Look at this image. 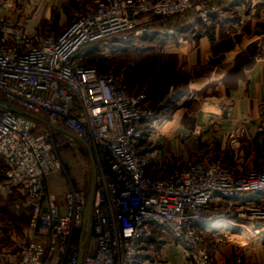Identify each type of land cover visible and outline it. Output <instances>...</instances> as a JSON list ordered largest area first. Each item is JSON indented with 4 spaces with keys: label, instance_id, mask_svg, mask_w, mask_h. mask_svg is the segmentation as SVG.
<instances>
[{
    "label": "built area",
    "instance_id": "2783aa9c",
    "mask_svg": "<svg viewBox=\"0 0 264 264\" xmlns=\"http://www.w3.org/2000/svg\"><path fill=\"white\" fill-rule=\"evenodd\" d=\"M223 1L99 0L79 5L59 30L31 32L8 15L10 0H0V93L10 106L46 122L0 108L3 174L23 192L28 228L38 237L19 243L14 264H47L54 255L58 264H76L78 258L73 236L83 224L85 180L72 175V189L58 208L47 188L49 175L60 169L48 140L49 123L70 130L96 157L94 201L80 264H137L138 257L144 260L140 264L154 263L159 257L146 239L151 227L177 239L193 264H216L205 228L228 220L264 224V158L241 174L214 158L150 176L139 140L165 112L156 113L144 94L130 92L113 71L88 61L110 38L149 32L140 24L144 14L205 22ZM180 107L179 123L191 136L201 135L195 114ZM256 127L264 147L263 103L257 107ZM224 264L254 263L236 256Z\"/></svg>",
    "mask_w": 264,
    "mask_h": 264
},
{
    "label": "crops",
    "instance_id": "0c3cea01",
    "mask_svg": "<svg viewBox=\"0 0 264 264\" xmlns=\"http://www.w3.org/2000/svg\"><path fill=\"white\" fill-rule=\"evenodd\" d=\"M10 1L8 15L11 18L19 15L22 24L29 31L41 32L59 30L66 25L69 21L64 24L62 20L55 21L53 15H59L66 3L73 0H18L21 9L13 8L14 0ZM227 2L231 4L220 14H211L212 19H221L220 22L224 23V27L233 34V38L230 39L231 46L222 53L221 59L212 57L211 42L216 38L210 40L209 34L204 32L195 41L190 42H183L176 37L165 38L166 44L176 40L178 45L177 47L175 45L173 51L175 60H172L171 73L168 81L165 82L169 86L164 95L157 97V103L162 100L161 104L165 108H171L166 110L170 116L166 120L167 116L157 117L153 122V129L144 133L139 140L143 147L144 158L149 155L156 157L157 154L158 158L162 156L168 160L169 164H165L164 171L172 169L175 161L180 160L179 157L186 159L191 156L194 161L201 162L220 158L237 174L254 169L263 161V136L258 133L256 125L257 107L259 104H264V38L255 37L246 42L241 38L246 37L245 34L249 31L247 24L264 21V0H227ZM41 17L44 19L41 20ZM167 98L170 99L167 101ZM2 103L9 108L19 109L6 103L0 93V105ZM182 105L188 106L195 114L194 123L199 124L203 129L200 136H191L186 128L184 129L186 132L178 128L181 125L179 115ZM159 118L163 119L158 121ZM159 124L163 129L176 132L169 131L165 137L161 135L158 147L146 152L149 139ZM148 159L151 158H147L150 165ZM3 165L4 161L0 156V238L13 234L28 241H36L38 237L29 228L21 230L23 192L6 183ZM52 186L54 189L55 184L53 183ZM57 190L60 191L59 188ZM49 193L52 194L51 191ZM255 197V194L249 195L250 199ZM56 198L58 208L62 209L64 198ZM7 220L11 223L8 227ZM204 231L206 244L214 263L224 264L232 261L236 256L255 264L264 262L263 223L248 225L236 220H228L209 226ZM221 235L229 238L230 242L227 241L228 239L222 241L217 238ZM146 239L149 248L156 251L159 258L154 263L148 261L144 264H193L189 255L187 256L188 250L170 234L151 227ZM85 241L86 236L81 245L80 233L77 251L81 256ZM3 247L4 245L0 249ZM2 252L3 250H0V263L4 264L7 255L1 254ZM58 260L59 256H51L47 264H56ZM142 261L143 258L138 257L137 264Z\"/></svg>",
    "mask_w": 264,
    "mask_h": 264
},
{
    "label": "rangeland",
    "instance_id": "374dc122",
    "mask_svg": "<svg viewBox=\"0 0 264 264\" xmlns=\"http://www.w3.org/2000/svg\"><path fill=\"white\" fill-rule=\"evenodd\" d=\"M97 1L99 0H73L68 2L60 14L57 12L59 15H53V19L55 21L62 20L63 24L67 23L70 20V14H72L79 5L82 3L94 4ZM229 4H231V2L229 3L227 0H224L219 3L218 10L213 11L212 14H220ZM13 5V8L21 9L18 0H14ZM16 19L20 20V16L18 15ZM43 19L44 17H41V20ZM220 21L221 19H212L211 15L205 22H203L197 18H160L150 14H144L140 18V24L144 25L149 32L138 37H127L126 39H124L123 36L110 38L94 50L88 61L90 64H99L103 70L113 71L116 78L125 83L130 92L144 94L145 100H147L149 105L155 109L156 113L160 110H162L161 112H165L164 118L167 116L165 118L166 120L170 116V113L166 110H170L171 108H165L161 104L162 100L157 103V97L164 95L169 86L166 85L165 82L168 81V76L171 73L172 60H175V53L173 52L174 48L178 45L176 40L175 42H168L166 44L165 38L173 39L176 37L183 40V42H190L195 41L202 32L209 34L208 39L213 40V37L216 38L214 42H211L212 57L219 60L223 57L222 53L231 46L232 41H230V39L233 38L232 32L229 33V29L224 27V23ZM247 27H249V31L245 34L247 38L242 37V41L246 42L248 39L252 40L255 37H258L259 39L264 38V21H258L254 24L249 23L247 24ZM254 29L256 30L255 32ZM214 31L216 33H214ZM169 99L167 98L166 100L168 101ZM162 119L163 118H159L158 121ZM178 128L185 129V127L181 125ZM169 131L171 132L172 130L163 129L161 124H159L149 139V145L146 147V152H151L153 149H156L161 142L159 140L160 136L162 135L165 137V134L168 135ZM172 132L174 133L176 131L174 130ZM198 136L200 135H197L196 137ZM48 140L51 145L53 156L60 162V169L57 172L50 174L48 177V190L51 191L56 200V197H59L60 199L61 197L64 198L69 189H72V175L74 176L73 178L76 179H83L82 177H84L86 190L89 177V165L87 152L84 146L70 136L57 132L54 129H52ZM93 157L97 167L94 153ZM145 158L146 161L147 158H151L148 159L150 160V165L147 168V172L150 176H157L164 170L165 164H169L168 160H165L162 156L161 158H158L157 154L156 157H151L149 155V157L147 156ZM179 158L180 160L178 159L175 161V166L181 167L184 163L195 160L191 156L186 159ZM6 183L17 188L15 185L7 182V180ZM53 183L55 184V190L52 189ZM57 186L60 191L57 190ZM52 191H55V193ZM21 201L23 209L21 208L20 216L22 217L21 230L23 231L24 228H28L29 207L26 204L27 201L23 194L21 195ZM9 221L10 220H7V227L11 225ZM22 236L23 234L21 237ZM79 237L80 232L73 236V243L75 245H78ZM217 238L222 239V241L228 239L227 241L230 242L229 238H224L222 235ZM26 241H28L26 238H20L13 234L0 238V247L4 245V247L0 249L3 250L1 254L7 255L5 256L4 264H14L16 256H18L19 253V243L22 242V244H25ZM235 241L237 242V240ZM12 249L14 251H12ZM13 255H15L14 258Z\"/></svg>",
    "mask_w": 264,
    "mask_h": 264
},
{
    "label": "water",
    "instance_id": "95a60500",
    "mask_svg": "<svg viewBox=\"0 0 264 264\" xmlns=\"http://www.w3.org/2000/svg\"><path fill=\"white\" fill-rule=\"evenodd\" d=\"M0 107L4 108V109H9V110L21 115V116L32 118L41 124H46V122L44 120H42L41 118L31 116V115L27 114L26 112L19 110V109L9 108L4 103H2L0 105ZM49 126L52 129H54L55 131L60 132L64 135L70 136L74 140L78 141L80 144H82L84 146V148L87 152L88 165H89V187H88L87 198H86V206H85V210H84V214H83V224H82V228H81V232H80L81 233V245H82L85 234H86V230H87L88 220H89L90 215H91V211H92V207H93V201H94V194H95L96 165H95L93 153H92L90 147L86 143H84L80 138H78L74 133H72L70 130L62 128V127H60L56 124H53V123H49ZM80 260H81V254L79 252L76 264H80Z\"/></svg>",
    "mask_w": 264,
    "mask_h": 264
},
{
    "label": "trees",
    "instance_id": "16d2710c",
    "mask_svg": "<svg viewBox=\"0 0 264 264\" xmlns=\"http://www.w3.org/2000/svg\"><path fill=\"white\" fill-rule=\"evenodd\" d=\"M118 36H120V35H118ZM116 37V36H115ZM115 37H113V38H115ZM87 158H88V156H87ZM88 185H89V177H88V181H87V185H86V192H88Z\"/></svg>",
    "mask_w": 264,
    "mask_h": 264
}]
</instances>
